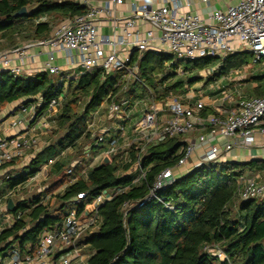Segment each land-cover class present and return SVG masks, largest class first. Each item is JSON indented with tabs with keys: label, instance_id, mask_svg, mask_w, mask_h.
<instances>
[{
	"label": "trees",
	"instance_id": "trees-1",
	"mask_svg": "<svg viewBox=\"0 0 264 264\" xmlns=\"http://www.w3.org/2000/svg\"><path fill=\"white\" fill-rule=\"evenodd\" d=\"M24 8L27 15L15 18ZM85 13L84 7L70 0H0V40L13 45L20 37L41 39L49 36L52 29L49 23L36 24L39 19L50 16L58 23ZM247 54H232L221 64L217 58L190 61L177 84L157 94L181 95L186 85L193 87L204 81L199 75L203 71L217 68L214 76L218 79L229 77L232 71L243 66ZM136 59L135 53L132 62ZM171 59L169 55L147 52L139 66L145 85L155 90L157 84L173 80L175 71L170 70L165 75L166 63ZM174 68L173 65L172 70ZM102 78V72L96 71L82 76L75 81L77 84L74 80L68 82L69 97L63 101L51 143L27 167L29 173L5 181L7 190L15 193L43 167L48 169L49 185L39 189L41 195L24 202L20 196L28 187L14 194L16 210L11 214L22 212L23 215L0 235V256L4 257L13 248H18L23 255L33 253L42 236L61 227L71 208L84 216L85 206L91 205L96 197L130 185V178L124 175L132 165L122 161L125 154L108 159V164L104 159L86 160V155L96 147V139L88 132L90 115L103 105L110 92L121 91L116 88L119 77ZM208 80L215 81V78L208 77ZM253 80H264V77ZM132 87L130 96L135 97L140 87ZM64 90L63 85L46 73L29 78L3 72L0 74V110L9 104L35 98H41L46 107L52 100H59ZM249 96L263 97L264 84L257 82ZM209 113L219 115L208 108L205 114ZM184 146L180 139H167L141 153L142 166L148 170L146 182L130 187L128 192L100 209L101 226L93 233H86L81 241L86 245L84 253L90 256L87 264H264V199L236 202L238 179L264 171V161L197 168L176 178L174 184L159 192L163 202L152 201L141 208L124 211V204H137L148 195L160 173L178 165ZM138 154L136 146L127 152L133 162ZM77 160L82 164L77 165ZM71 168L74 171L68 175L67 170ZM70 179L74 180L68 184ZM82 194L86 196L79 200ZM16 198H19L17 203ZM206 247L221 250L227 261L208 254Z\"/></svg>",
	"mask_w": 264,
	"mask_h": 264
},
{
	"label": "built area",
	"instance_id": "built-area-1",
	"mask_svg": "<svg viewBox=\"0 0 264 264\" xmlns=\"http://www.w3.org/2000/svg\"><path fill=\"white\" fill-rule=\"evenodd\" d=\"M70 1L84 7L86 13L66 19L54 31L49 40L52 48L49 61L54 60L58 50H64L68 54V64H76L79 72L63 77L59 67L48 63L43 73L59 76L57 83L64 87L70 80L77 82L85 74L96 71L102 72L103 80L108 75L119 76L116 88L121 91L110 92L103 105L90 115L88 132L96 139V147L111 137L99 157L93 159L94 162L125 154L122 161L132 165L124 175L130 178V185L96 197L91 205L85 206L84 216H79L77 210L71 208L61 227L42 236L33 253L23 255L18 248H13L0 257V264H87L86 245L81 242L83 236L99 229V211L106 203L125 194L130 187H139L146 182L148 170L142 166L141 153L149 146L176 138L185 145L178 165L160 173L148 195L137 204H124V211L141 208L152 201L163 202L159 192L174 184L178 170L187 168L189 160L200 150L202 155L193 170L219 164L222 157L236 147L251 145L255 129L264 134V96L232 101L234 107L226 114H205L210 107L202 93L195 97L190 92L192 88L188 90L186 85L181 95H158V92L163 93L166 84H157L152 90L140 77L139 67L147 52L169 55L177 62L204 58H217L223 62L235 52L251 54L259 63L264 61V0H241L225 11L211 13L207 19L198 14L182 13L183 9L192 7V0H161L162 5L158 7L135 0L129 17L121 18L122 25L119 26L116 23L119 21L118 10L126 0ZM108 20L112 21V33L100 38V23ZM148 26L150 28H145ZM237 42L240 44L238 48ZM135 53L137 59L132 62ZM27 59L26 50L0 51V74L22 75ZM133 85L143 89L140 93L135 92V97L130 96ZM61 102L60 98L47 104L48 113H57ZM40 107L28 108L19 104L10 108L8 113L0 110V122L18 114L30 115L36 120ZM41 124L47 127L46 122ZM11 126L18 128L19 132L0 140V177L6 180L15 177L8 174L5 166L25 163L27 151L39 150V139L34 129L22 120H14ZM133 146L140 152L135 162L127 156ZM89 156L86 155V160ZM81 164L78 160L77 165ZM73 171L74 168L68 169L67 174L71 175ZM34 180L31 179L15 193L32 185ZM73 180L70 179L68 184ZM15 193L9 191L0 197V235L23 215L22 212L11 214L8 210V202L13 200ZM85 196L79 195L78 199ZM236 196L242 202L264 199V181L259 177H240ZM205 251L227 261V256L219 249L206 247Z\"/></svg>",
	"mask_w": 264,
	"mask_h": 264
},
{
	"label": "crops",
	"instance_id": "crops-1",
	"mask_svg": "<svg viewBox=\"0 0 264 264\" xmlns=\"http://www.w3.org/2000/svg\"><path fill=\"white\" fill-rule=\"evenodd\" d=\"M140 1L142 3H144V2L151 3L154 6L157 5L156 7L162 5L161 0H148V1L140 0ZM240 1L241 0H207V2L203 3L202 0H192V7L190 9H188V8L183 9L182 13L198 14L202 18L207 19L211 13L216 12V11H225L228 7L235 6ZM132 3H135V0H126L124 6H122L118 10V20L119 21L116 22L118 26L122 25V21H120L121 18L129 17V11H130V7H131ZM65 20H61L57 23V21L53 20L52 17L47 16V17H43V18L39 19L38 21H36L35 22L36 24H39L40 22L41 23H49L50 28L52 29L49 36L41 38V39H37V40L29 39L28 40V39H24L23 37H20V38H18L17 42L13 45H10L9 42L6 40H0V41L5 42V45L8 48L6 51H9L10 49H12L14 51L16 49H22L24 51L26 50L28 59L26 60L24 67H23L24 68V71L22 72L23 75L28 76L29 78H35L38 75L42 74L43 71L45 72V68H46L48 63H50L51 66L59 67L61 69L60 75H63V77H66L70 74H76L79 72V68L76 64H74V65L68 64V62H67L68 54L64 50H58V52L55 53L54 60L52 62L49 61V55L52 52V48L49 45V40L52 39L54 31ZM111 28H112V21L111 20L101 22L100 23V30H99L100 38L105 37L107 35H110V33H112ZM145 28H150V27L148 26ZM30 33H32V31ZM235 45L237 48L240 47V44L238 42L235 43ZM236 53L241 54L240 52H235V54ZM15 63L18 64L17 62H15ZM260 63H264V61H262ZM175 64L176 65H174V66H176L177 70L175 68H174L175 70L174 69L172 70L173 65H168V66L166 65L167 69L170 68L169 70L175 71L177 73L179 70V64H177V63H175ZM242 71H243L242 68H239V69L237 68L236 70L232 71L231 76H230L232 78V81H234V78H236V79L243 78ZM234 76H236V77H234ZM50 77L53 78L55 82H58V80L60 78L59 76H50ZM117 77H119V76H117ZM159 79H162V78H159ZM224 83H226L224 80L222 81V79H217L215 85L221 87V86H223ZM238 83H237V85L239 88L240 82H238ZM213 85L214 84L208 85L207 87L204 88V90L211 91V88L215 87ZM256 85L257 84H254L253 87H255ZM221 92H223V89L218 90L216 88L215 92H213L211 96L203 97V98H205V100L208 103V106L210 107L209 108L210 112L213 111L214 113L218 112L219 114H226V112H228V111L230 112V110L234 107L235 103L232 101H238L240 99L251 98L250 96L244 95L242 93V91H239V93L234 94L233 95L234 97H232L231 94H227V92H226V95L223 96L224 93H221ZM193 96L197 97L196 95H193ZM199 97H200V95H199ZM61 99H62V102H61L62 105H61V108L59 109V111L58 110L56 111L57 113H48L47 108L43 107V101L41 98L25 99L22 101H18V102L9 104L6 108L3 109L5 111V113H8L10 111V108H12L15 105H19V104H25L28 108H30L34 105H40L41 106L39 108V115H38L36 120H33V118L30 115L18 114V115H15L14 117H11L13 119H11L9 117L6 119V121L0 122V140L8 138L10 136H13L19 132L18 128H13L11 126V123L14 120H20V121L22 120L23 122L27 123L30 126L29 128H32L35 130V134L39 139V150H38V152L33 151V150L27 151L25 153V158H26L25 163L20 162V163H17L16 165L9 166L6 169V170H8V174L10 176L19 177V175L16 174V172H19L20 170H22L23 167L27 168L30 165L28 163L29 162L28 159L29 158L34 159L35 155L37 153L42 152L51 143V134L56 128V121L61 116V111H62V108L64 105V102H63L64 97H61ZM209 114H213V113H209ZM44 122L47 123V127H44L41 124ZM52 122H54V124ZM105 123L108 125V122H105ZM252 133H253V140H252L251 145H249L245 148L236 147L234 150H232V151L228 152L226 155H224L222 157L220 163H223V164H225V163L245 164V163H251L254 161H264V134H262L257 129H255ZM201 152H202V150L197 152L196 155H194L189 160L187 168H182L180 171L178 170L177 173L179 175L176 174L177 178L187 175L190 171H192L194 169V166L197 165L198 160L202 155ZM100 154H101V152H100ZM45 168H47V166H45ZM40 172L38 174H36L35 177L32 178L35 180H34L32 185L27 186L28 189L33 187L34 184L36 186V183L39 182V176L42 174ZM45 172H46V178L43 177L44 181H46L48 179V169H46ZM1 173H3V172H1ZM23 174H25V173L23 172ZM246 176H248V175H246ZM250 177H259V179L261 181H264V171H256V173H253ZM5 181H7L5 179V177H3V178L0 177V194H1L0 197L5 195V193L9 192V190H7V188H6V182ZM27 183H29V182H27ZM236 207H237V205L235 206V209L237 210ZM86 257H87V259H89L90 258L89 254H86Z\"/></svg>",
	"mask_w": 264,
	"mask_h": 264
},
{
	"label": "rangeland",
	"instance_id": "rangeland-1",
	"mask_svg": "<svg viewBox=\"0 0 264 264\" xmlns=\"http://www.w3.org/2000/svg\"><path fill=\"white\" fill-rule=\"evenodd\" d=\"M232 46L234 47V45H232ZM7 49L8 48L5 45V42L0 41V51H6ZM10 50H12V49H10ZM175 63L179 64V70L176 73V77L173 78V80L165 81L166 88H167V86H171V85L173 86V85L177 84V81L179 80V78H181V75L183 74V69L188 64V62H185V61L177 62L176 59L174 58V59L167 61L166 65L167 66L168 65H176ZM221 63L222 62H220V64ZM241 68L243 69V71H242L243 78L236 79V78H234L236 76H234L233 77L234 81H232V78L230 76L229 77L224 76L223 78H224V81L226 83H224L223 86H221V87L215 85V83L219 77L214 76L213 70L212 71L211 70L210 71H203L199 75H200V77H202L204 79V81L195 84L193 87L189 86L188 90H190V88H192V90H190V92H193L194 93L193 95H196L197 97H199V95L202 91H203L202 92L203 97H207V96L209 97L212 95L213 92H215L216 88L218 90L223 89V92H221V93H224L223 96H225L226 92H227V94H231L232 97H234L233 95L236 93H239V91H242V93L244 95L249 96V94L251 93V90L253 89L254 84H257L256 82H258V83L260 82L261 84H264V80H259V81L253 80L255 77H264V63H258L255 60L254 56H252L251 54H247V55H244V64ZM166 71L167 72H165V75H167L168 72H171L169 69H167ZM169 74L174 75L173 73H169ZM208 77L209 78H215V81L208 80ZM223 78H221L222 81H223ZM206 81H208V82H206ZM184 82H185V80H184ZM238 82H240L239 88L237 85ZM74 83L77 84L75 81H74ZM211 84H214L213 86H215L214 87L215 89L211 88V91L204 90L205 87H207L208 85H211ZM64 88H65V90H64V93L62 94L61 97H64V99H66L67 97H69L68 85L65 84ZM141 90H143V89H141V88L138 89V93H140ZM85 104H83V105H85ZM108 126H110L109 122H108ZM110 139H111V137H107L104 144L101 143L98 147H93L92 151L90 152L91 154H89L92 158H90V156H89V158H87V162H89L90 159L97 158L100 154L101 149L105 146V144L109 143ZM37 154L35 155V157L37 156ZM28 160H29L28 163L31 164L34 159L29 158ZM26 169H27L26 167H23L22 170H20L19 172H16V174H18L19 176L24 175L23 172L25 174H27L28 169L27 170ZM46 169L47 168H45V167H43L41 169L40 173H42V174L39 176V182L36 183V186L34 184L32 188L28 189L25 193L22 194L21 197L24 199V202H29L32 198H35V197L41 195V193H39V189H45V185H46V187H47V185H49L48 184L49 180L44 181V178H43V177L46 178V172H45ZM176 174L179 175L178 173H176ZM246 177H250V176H246ZM17 202H19L18 198H16L15 203H17ZM236 202H239V199L236 200ZM0 257H2V256H0Z\"/></svg>",
	"mask_w": 264,
	"mask_h": 264
},
{
	"label": "water",
	"instance_id": "water-1",
	"mask_svg": "<svg viewBox=\"0 0 264 264\" xmlns=\"http://www.w3.org/2000/svg\"><path fill=\"white\" fill-rule=\"evenodd\" d=\"M25 15H27V10L24 8V9H22L21 11H19L17 14H15L14 17H15V18H19V17H24ZM108 162H109L108 159H105V160H104V163H105V164H108ZM8 210H9L10 212H14V211L16 210V206H15L13 200H10V201L8 202Z\"/></svg>",
	"mask_w": 264,
	"mask_h": 264
}]
</instances>
